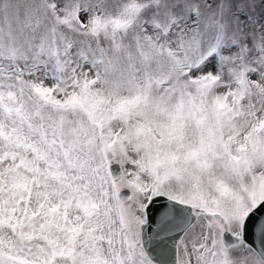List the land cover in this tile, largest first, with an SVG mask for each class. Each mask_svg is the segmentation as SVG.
Returning <instances> with one entry per match:
<instances>
[{"label":"snow or ice","instance_id":"obj_1","mask_svg":"<svg viewBox=\"0 0 264 264\" xmlns=\"http://www.w3.org/2000/svg\"><path fill=\"white\" fill-rule=\"evenodd\" d=\"M0 264H264V0H0Z\"/></svg>","mask_w":264,"mask_h":264}]
</instances>
